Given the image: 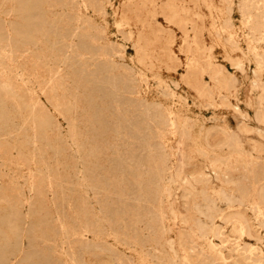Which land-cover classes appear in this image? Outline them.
Listing matches in <instances>:
<instances>
[{
	"label": "rangeland",
	"instance_id": "374dc122",
	"mask_svg": "<svg viewBox=\"0 0 264 264\" xmlns=\"http://www.w3.org/2000/svg\"><path fill=\"white\" fill-rule=\"evenodd\" d=\"M262 24L0 0V264H264Z\"/></svg>",
	"mask_w": 264,
	"mask_h": 264
},
{
	"label": "bare ground",
	"instance_id": "6f19581e",
	"mask_svg": "<svg viewBox=\"0 0 264 264\" xmlns=\"http://www.w3.org/2000/svg\"><path fill=\"white\" fill-rule=\"evenodd\" d=\"M245 3H246V2H245ZM261 3H262V2H261ZM241 4H242V3H241ZM250 4H251V3H250ZM259 5H260V4H259ZM259 5H258V6H259ZM245 6H246V5H245ZM254 6H255V5H254ZM243 7H244V6H243ZM256 7H257V6H256ZM261 7H262V5H261ZM250 8H251V7H250ZM246 9H247V8H246ZM256 9H257V8H256ZM256 9H255V10H256ZM229 12H230V11H229ZM229 12H228V13H229ZM240 12H241V11H240ZM255 12H256V11H255ZM255 12H254V13H255ZM246 13H248V12H246ZM257 13H258V12H257ZM257 13H256V14H257ZM244 16H245V15H244ZM262 17H263V16H262ZM262 17H261V18H262ZM242 18H243V17H242ZM245 18H246V17H245ZM247 18H248V17H247ZM247 18H246V19H247ZM250 18L252 19L251 16H250ZM250 18H249V19H250ZM246 19H245V20H246ZM249 19L247 20L248 22H249ZM261 20H262V19H261ZM251 21H252V20H251ZM262 21H263V20H262ZM245 22H246V21H245ZM260 22H261V21H260ZM254 23H255V22H254ZM248 25H250V24H248ZM261 26H264V25L262 24ZM261 26H260V29H261ZM251 27H252V26H251ZM262 28H263V27H262ZM250 29H251V28H250ZM253 29H255V28H253ZM257 29H258V28H257ZM257 29H256V31H253V32H257V31H258ZM259 31H260V30H259ZM261 33H262V32H261ZM262 34H264V33H262ZM249 36H250V35H249ZM257 36H258V35H257ZM256 63H257V62H256ZM228 90H229V89H228ZM229 92H230V91H229ZM227 93H228V92H227ZM179 151H180V150H179ZM168 157H169V156H168ZM162 161H163V160H162ZM180 162H181V161H180ZM252 173H254V172H252ZM255 174H256V173H255ZM258 174H259V173H258ZM222 177H223V176H222ZM261 177H262V176H261ZM177 178H178V177H177ZM231 179H232V178H231ZM256 181H257V180H256ZM171 182H172V181H171ZM250 189H251V188H250ZM232 199H233V198H232ZM258 199H259V198H258ZM258 203H259V202H258ZM255 208H256V207H255ZM260 208H261V207H260ZM253 209H254V208H253ZM254 210H255V209H254ZM261 214H262V213H261ZM261 227H262V226H261ZM177 233H178V232H177ZM216 234H217V233H216ZM255 239H256V238H255ZM180 243H181V242H180ZM243 256H244V255H243ZM259 257H260V256H259Z\"/></svg>",
	"mask_w": 264,
	"mask_h": 264
}]
</instances>
